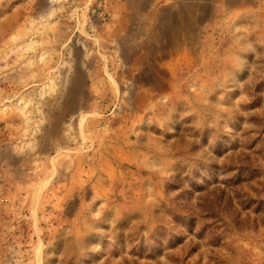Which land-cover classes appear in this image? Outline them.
<instances>
[{
  "label": "rangeland",
  "instance_id": "374dc122",
  "mask_svg": "<svg viewBox=\"0 0 264 264\" xmlns=\"http://www.w3.org/2000/svg\"><path fill=\"white\" fill-rule=\"evenodd\" d=\"M164 1L0 0V264H264V0Z\"/></svg>",
  "mask_w": 264,
  "mask_h": 264
},
{
  "label": "crops",
  "instance_id": "0c3cea01",
  "mask_svg": "<svg viewBox=\"0 0 264 264\" xmlns=\"http://www.w3.org/2000/svg\"><path fill=\"white\" fill-rule=\"evenodd\" d=\"M172 0H167L159 4L153 3L149 7H160ZM105 7L110 15V22L101 23L96 22L93 26L95 32L93 35L98 37L99 41L104 42V46L108 48L114 47V41H118L120 38L126 37L132 27V20L130 16V5L129 0H105ZM116 44V43H115ZM90 58L96 57L95 62L93 59H90L86 70L87 71H106L112 70L110 66L113 64V52L105 53L99 52V57L97 52L90 51L88 52Z\"/></svg>",
  "mask_w": 264,
  "mask_h": 264
}]
</instances>
